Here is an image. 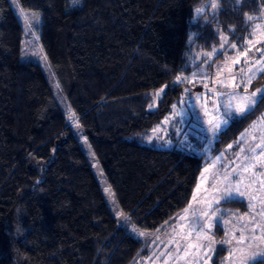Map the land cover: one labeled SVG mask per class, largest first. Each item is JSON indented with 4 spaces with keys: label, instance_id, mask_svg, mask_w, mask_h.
<instances>
[{
    "label": "trees",
    "instance_id": "16d2710c",
    "mask_svg": "<svg viewBox=\"0 0 264 264\" xmlns=\"http://www.w3.org/2000/svg\"><path fill=\"white\" fill-rule=\"evenodd\" d=\"M16 2L39 13L37 39L53 79L21 59L23 24L0 0V264H134L149 243L118 224L80 136L119 213L140 231H160L188 204L209 159L154 148L145 136L188 86L194 53L218 46L221 34L228 45L243 44L257 21L248 16L264 0H83L82 8L70 0ZM197 8L203 11L194 14ZM261 85L264 73L251 87ZM158 88L164 94L148 110ZM263 110L264 101L231 119L211 153ZM223 204L245 209L237 199ZM18 217L27 231L17 238ZM212 235L219 240L222 227ZM226 254L216 245L210 264Z\"/></svg>",
    "mask_w": 264,
    "mask_h": 264
},
{
    "label": "rangeland",
    "instance_id": "374dc122",
    "mask_svg": "<svg viewBox=\"0 0 264 264\" xmlns=\"http://www.w3.org/2000/svg\"><path fill=\"white\" fill-rule=\"evenodd\" d=\"M9 2L23 24L21 59L38 64L48 80L52 82L53 76L40 50L37 39L40 24L39 13L22 10L16 0H9ZM74 5L73 0H70V6ZM197 9H195L194 14H198ZM250 16L257 21L251 28L249 38L243 44H236L237 47L234 49L230 47L232 44L228 45L227 43L225 47L228 46L227 50L231 49V52L223 53V60H214L213 58L216 56L214 50L221 48L222 37L227 38L224 34H221L218 46L213 47L209 51L194 53L189 63L192 69L184 76V80L189 83L185 87V90L187 89L193 98L189 99L184 90L179 99L172 104L170 111L161 122L145 136V143L154 148H180L209 159L198 175L188 204L182 211L166 222L160 231L154 235L152 232L140 231L128 223L127 218L119 213L112 195L104 191L107 188V184L100 169L93 161L89 147L80 136V142L85 155L91 162L94 174L103 190L105 200L117 217L118 224L123 226L131 236L149 243V254L146 257L140 258L134 264H165V262L166 264H199V254L195 248H189L188 245L198 243L197 232L199 231V226L197 222L206 223L208 221V217L203 216L202 213L207 211L211 215V212L215 209H219V211L212 218L213 227L208 231L209 235L216 241V243L212 244L214 250L218 244L223 245L227 249V254L221 264H250L257 259L264 258V242L251 239L252 236L259 237L264 235V230L261 228H256L255 232L252 231L257 222H264V219L260 216V213L264 211V203H262V200H264V189H261L257 182L258 180H264V166H261L255 160V156L259 154L261 149H257L255 153L251 151L256 143L264 142V119H262L264 117V110L253 118L220 151L212 154L211 150L217 135L229 124L231 119L240 116L234 115L228 120L227 124H223L220 130L214 134L209 130L210 126L207 123L212 116H206L202 107L203 97H208L209 113L222 118L223 110L215 111L213 108L214 102L217 104L223 103L224 98L220 97L219 93L227 90L221 88L220 80L224 79L230 85L232 83V75H236L237 82H239L241 75L247 78L259 67V65H255L254 61L260 57V53L256 51V48L264 46V5L261 6L257 13L248 17ZM253 30H255L254 33ZM250 39H259L262 43L257 44L256 47L248 52V56L244 57L241 53L247 51ZM209 53H212L210 58L208 56ZM237 57L240 59L239 64L234 63ZM246 59L248 61L247 64L245 63ZM221 68L223 69V73L218 76L217 73L221 71ZM229 69H231V72H229ZM194 73L197 75H193ZM205 84H207V88H205ZM257 88H264V85L256 87H251L250 85L248 93L255 91ZM161 89L163 88H158L151 93V100L147 107L148 110L155 108L157 99L160 97L157 96V93ZM238 91L241 90L238 89ZM197 95H200L202 99L196 100L195 97ZM173 105H175V108H173ZM166 119L167 123H164ZM229 145H232V147L229 148ZM250 163L255 164L252 170L256 173L255 176L251 172H244V167ZM205 169H209V171L206 173ZM225 175H228V180L223 179ZM237 180L241 181L239 185H237ZM250 181L252 182V187L249 193L244 197L236 198L243 201L245 205L243 211H238L223 204L230 195L236 196L237 186L240 190H244ZM252 193L256 194V199L251 198ZM209 202H211V208L209 207ZM252 205H255V207L253 208ZM186 209L187 211H185ZM181 217L184 218L181 219ZM217 219L220 220L219 224L215 223ZM215 225H220L223 229V235L219 240L215 239L212 235ZM245 225L247 226L246 228ZM140 233H143V235ZM189 233H191L190 236L188 235ZM233 235L236 237V240L243 235L245 237L244 243L237 244L236 240L227 243ZM200 242L207 243V241Z\"/></svg>",
    "mask_w": 264,
    "mask_h": 264
},
{
    "label": "snow or ice",
    "instance_id": "6c2138e0",
    "mask_svg": "<svg viewBox=\"0 0 264 264\" xmlns=\"http://www.w3.org/2000/svg\"><path fill=\"white\" fill-rule=\"evenodd\" d=\"M74 4L78 3V0H73ZM211 7L215 8L216 5L215 3H213L211 5ZM197 13L200 14L203 9L198 8ZM253 17H248V21H252ZM259 27V26H257ZM255 30H253L254 33ZM222 44H221V48L220 49H215V53L216 55H223V50L225 48V45L227 44V38L222 37ZM262 41L259 39H255L252 40L250 39L248 41V49L247 51H244L241 53V55H243L244 57L248 56V52H250L252 50V48L256 47L257 44H261ZM231 48H236L237 45L236 44H232L230 46ZM241 47H243L241 45ZM256 51L260 53V57L258 59H256L254 61L255 65H259V67L256 68L255 72H252V74L250 76H247V78H245L244 75H241L239 78V82H237V76L236 75H232L231 80L232 83L229 85L228 82L224 79L220 80V86L221 88L227 89L226 91H222L219 93L220 97H223V103L222 104H217V103H213V108L215 111H220L221 109L223 110L222 113V118L221 117H216L214 115H212L211 113H209L208 111V97H203V104L202 107L204 109V113L206 116L211 115L212 118L209 119L207 121V123L209 124L210 128L209 130L212 131L214 134L220 130L221 126L223 124H227L228 120L231 119L234 115L236 116H240L241 118H246V116L248 114H251L254 110L255 107L258 103L264 101V88H257L255 91L248 93V88L249 86L252 84V80L253 78L260 73H264V49L262 48H256ZM209 58L212 56V53L208 54ZM235 64H239L240 63V59L239 57H237L234 61ZM245 63L247 64L248 61L247 59L245 60ZM249 71H251L249 69ZM229 72H231V69H229ZM223 73V69L221 68V71L217 73L218 76L222 75ZM193 75H197V74H193ZM187 79V78H185ZM177 82H183V80L180 77H177ZM205 88H207V84L204 85ZM57 87H59V85H57ZM238 89H240L241 91H238ZM209 91H211V89H209ZM186 94L188 95L189 99H192L193 97L191 96V94L189 93V91L186 89L185 90ZM164 94V90L161 89V91L159 93H157V96H163ZM196 100H201L202 97L200 95H197L195 97ZM173 108H175V105H173ZM262 119H264V117H262ZM164 123H167V119L164 121ZM229 148L232 147V145L228 146ZM257 149H261V151L259 152L258 155L255 156V160L261 165L264 166V142L261 143H256L254 145V147H252L251 151L252 153H255ZM255 167V164H248L247 166L244 167V172L248 173L251 172L253 176L256 175V173L253 170V168ZM209 171V169H205V172L207 173ZM235 171V170H234ZM224 180H228L229 177L228 175H225ZM261 187V189H264V180H258L257 181ZM239 183H241V181L237 180V185H239ZM252 187V182L250 181L248 185L245 186L244 190H240V188L237 186L236 187V196H229L225 202H231L232 200H235L236 198H241L244 197L245 195H247L249 193V190ZM198 190H199V186H198ZM104 191L106 193H108L109 195H113L110 191V187L105 188ZM257 191H259V189H257ZM252 199H256V194L252 193L251 195ZM195 199V197H194ZM217 203H219L217 201ZM262 203H264V200H262ZM209 207L211 208V202H209ZM252 207L254 208L255 205H252ZM187 211V209L185 210ZM217 211H219V209H215L211 212V215H209V213L207 211L203 212L202 215L208 217V221L206 223H198L199 226V231L197 232V241L198 243L196 244H189L188 247L189 248H195L198 255V260H199V264H209V261L212 260V254L214 253V248L212 247V244L216 243V241L212 238V236L209 235V231L212 227H213V223H212V218L216 216ZM221 215H223V213H221ZM247 215V214H245ZM260 216L262 219H264V211H262L260 213ZM184 217H181V219H183ZM241 219H243V217H241ZM255 219V218H253ZM216 224L220 223V220L217 219L215 221ZM247 226L245 225V228ZM256 228H261L262 230H264V222H257L255 224V226L253 227L252 231L255 232ZM207 229V230H206ZM141 235H143V233H140ZM189 236L191 235V233L188 234ZM227 235V234H226ZM251 239L253 240H259L260 242H264V235H261L259 237L256 236H252ZM233 240H236V237L233 235L228 241L227 243H231ZM200 241H207V243H202ZM245 241V237L243 235H241L239 237L238 240H236L237 244H242ZM223 243V242H221ZM166 264V262H165Z\"/></svg>",
    "mask_w": 264,
    "mask_h": 264
},
{
    "label": "clouds",
    "instance_id": "9594fccd",
    "mask_svg": "<svg viewBox=\"0 0 264 264\" xmlns=\"http://www.w3.org/2000/svg\"><path fill=\"white\" fill-rule=\"evenodd\" d=\"M77 8H82L83 7V0H78V3L75 4ZM27 229L23 226L22 221L20 220V217L17 218L16 222L13 225V232L12 234L14 237H20L25 234Z\"/></svg>",
    "mask_w": 264,
    "mask_h": 264
}]
</instances>
